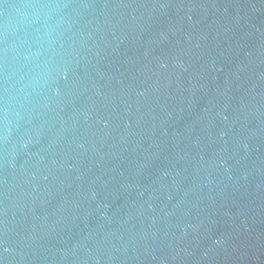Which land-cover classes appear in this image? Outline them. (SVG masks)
Returning <instances> with one entry per match:
<instances>
[{
	"label": "water",
	"instance_id": "95a60500",
	"mask_svg": "<svg viewBox=\"0 0 264 264\" xmlns=\"http://www.w3.org/2000/svg\"><path fill=\"white\" fill-rule=\"evenodd\" d=\"M0 264H264V0H0Z\"/></svg>",
	"mask_w": 264,
	"mask_h": 264
}]
</instances>
